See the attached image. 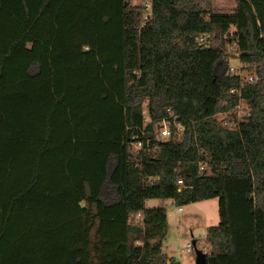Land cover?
<instances>
[{
  "label": "trees",
  "instance_id": "16d2710c",
  "mask_svg": "<svg viewBox=\"0 0 264 264\" xmlns=\"http://www.w3.org/2000/svg\"><path fill=\"white\" fill-rule=\"evenodd\" d=\"M150 3L0 0V264H167L146 201L211 199L206 264H264V0Z\"/></svg>",
  "mask_w": 264,
  "mask_h": 264
},
{
  "label": "rangeland",
  "instance_id": "374dc122",
  "mask_svg": "<svg viewBox=\"0 0 264 264\" xmlns=\"http://www.w3.org/2000/svg\"><path fill=\"white\" fill-rule=\"evenodd\" d=\"M204 11L227 14L234 7V0H192ZM145 0H131L132 5L142 6ZM229 68L240 73L242 79L252 75L257 79L252 69L241 70L242 65L237 56L229 60ZM246 68V67H245ZM241 111L238 112V117ZM222 119V118H221ZM179 138V137H178ZM162 140V138H159ZM145 206L151 208H163L167 213L168 230L163 241L162 249L166 254L167 264H196L195 250L207 251L206 230L219 223L218 202L216 199L198 203H188L177 206L171 200H148ZM190 245L192 251L187 252L186 247Z\"/></svg>",
  "mask_w": 264,
  "mask_h": 264
},
{
  "label": "built area",
  "instance_id": "2783aa9c",
  "mask_svg": "<svg viewBox=\"0 0 264 264\" xmlns=\"http://www.w3.org/2000/svg\"><path fill=\"white\" fill-rule=\"evenodd\" d=\"M144 6H145V10L143 12L144 15V19L148 20L151 16V3L150 0H145L144 2ZM211 38V36L209 34L206 35H202L198 38L197 42L199 45H203L205 44L209 39ZM230 72L232 74H236L239 75L240 73L236 72V70L234 69H229ZM252 77H248V81H252ZM177 129L178 130H182L180 126L177 125ZM155 137L157 140L159 141H167L170 139L171 137V126H170V122L169 120H162L160 121L156 126H155ZM159 138H162V140H160ZM135 147L137 149H144V148H148L150 147V141L147 139L146 143H144V141L139 140L138 142L134 143ZM156 150H158L159 148L157 147V145L153 146ZM193 166H195L197 168V172L200 173L202 172L204 169H206V166L200 162L198 163H192ZM176 187L178 188V192L181 191L182 189H190L193 187V184L189 183L188 181H186L183 177H178L176 179ZM179 210H181V208L179 207ZM186 251L190 252L192 251V248L190 245H187L186 247Z\"/></svg>",
  "mask_w": 264,
  "mask_h": 264
},
{
  "label": "water",
  "instance_id": "95a60500",
  "mask_svg": "<svg viewBox=\"0 0 264 264\" xmlns=\"http://www.w3.org/2000/svg\"><path fill=\"white\" fill-rule=\"evenodd\" d=\"M195 263L206 264L205 254L202 251L195 250Z\"/></svg>",
  "mask_w": 264,
  "mask_h": 264
},
{
  "label": "crops",
  "instance_id": "0c3cea01",
  "mask_svg": "<svg viewBox=\"0 0 264 264\" xmlns=\"http://www.w3.org/2000/svg\"><path fill=\"white\" fill-rule=\"evenodd\" d=\"M146 207V206H145ZM147 208V207H146Z\"/></svg>",
  "mask_w": 264,
  "mask_h": 264
}]
</instances>
